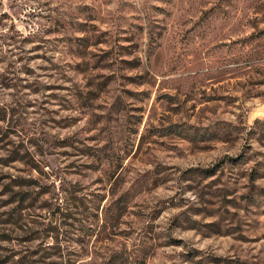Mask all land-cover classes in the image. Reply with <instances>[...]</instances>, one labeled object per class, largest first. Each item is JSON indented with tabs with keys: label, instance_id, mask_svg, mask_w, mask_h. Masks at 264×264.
I'll list each match as a JSON object with an SVG mask.
<instances>
[{
	"label": "rangeland",
	"instance_id": "374dc122",
	"mask_svg": "<svg viewBox=\"0 0 264 264\" xmlns=\"http://www.w3.org/2000/svg\"><path fill=\"white\" fill-rule=\"evenodd\" d=\"M0 264H264V0H0Z\"/></svg>",
	"mask_w": 264,
	"mask_h": 264
}]
</instances>
